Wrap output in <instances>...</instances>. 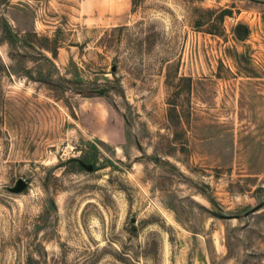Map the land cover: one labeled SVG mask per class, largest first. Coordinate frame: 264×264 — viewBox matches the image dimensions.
<instances>
[{"label": "rangeland", "instance_id": "374dc122", "mask_svg": "<svg viewBox=\"0 0 264 264\" xmlns=\"http://www.w3.org/2000/svg\"><path fill=\"white\" fill-rule=\"evenodd\" d=\"M0 264H264V2L0 0Z\"/></svg>", "mask_w": 264, "mask_h": 264}, {"label": "water", "instance_id": "95a60500", "mask_svg": "<svg viewBox=\"0 0 264 264\" xmlns=\"http://www.w3.org/2000/svg\"><path fill=\"white\" fill-rule=\"evenodd\" d=\"M255 1H260V2H264V0H255Z\"/></svg>", "mask_w": 264, "mask_h": 264}]
</instances>
